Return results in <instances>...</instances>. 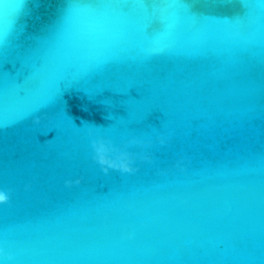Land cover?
Returning <instances> with one entry per match:
<instances>
[{
  "label": "water",
  "instance_id": "1",
  "mask_svg": "<svg viewBox=\"0 0 264 264\" xmlns=\"http://www.w3.org/2000/svg\"><path fill=\"white\" fill-rule=\"evenodd\" d=\"M0 193V264H264V0H0Z\"/></svg>",
  "mask_w": 264,
  "mask_h": 264
},
{
  "label": "clouds",
  "instance_id": "2",
  "mask_svg": "<svg viewBox=\"0 0 264 264\" xmlns=\"http://www.w3.org/2000/svg\"><path fill=\"white\" fill-rule=\"evenodd\" d=\"M106 149L104 148L103 144L96 146V157L102 165H108V167L118 168L123 172H132L134 169L131 166L130 159L123 155L118 158V160H110L106 156ZM107 171V168L104 169ZM7 197L4 193H0V202L6 201Z\"/></svg>",
  "mask_w": 264,
  "mask_h": 264
}]
</instances>
